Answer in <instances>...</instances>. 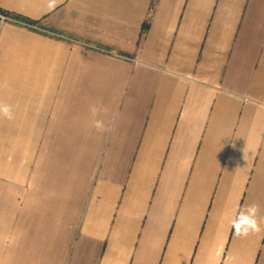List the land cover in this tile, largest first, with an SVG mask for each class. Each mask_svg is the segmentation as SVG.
Returning a JSON list of instances; mask_svg holds the SVG:
<instances>
[{
    "label": "crops",
    "instance_id": "obj_1",
    "mask_svg": "<svg viewBox=\"0 0 264 264\" xmlns=\"http://www.w3.org/2000/svg\"><path fill=\"white\" fill-rule=\"evenodd\" d=\"M0 106V264H264V0H0Z\"/></svg>",
    "mask_w": 264,
    "mask_h": 264
},
{
    "label": "clouds",
    "instance_id": "obj_2",
    "mask_svg": "<svg viewBox=\"0 0 264 264\" xmlns=\"http://www.w3.org/2000/svg\"><path fill=\"white\" fill-rule=\"evenodd\" d=\"M49 7L54 9L56 7V0H49ZM0 112L11 116L10 108L8 106H0ZM259 206L256 204L245 205L244 210L232 221V229L237 237H247L253 233H261L260 223L257 219Z\"/></svg>",
    "mask_w": 264,
    "mask_h": 264
},
{
    "label": "built area",
    "instance_id": "obj_3",
    "mask_svg": "<svg viewBox=\"0 0 264 264\" xmlns=\"http://www.w3.org/2000/svg\"><path fill=\"white\" fill-rule=\"evenodd\" d=\"M3 18H5V19H12V18H9V17H7V16H3ZM14 20V19H13Z\"/></svg>",
    "mask_w": 264,
    "mask_h": 264
},
{
    "label": "rangeland",
    "instance_id": "obj_4",
    "mask_svg": "<svg viewBox=\"0 0 264 264\" xmlns=\"http://www.w3.org/2000/svg\"><path fill=\"white\" fill-rule=\"evenodd\" d=\"M8 17V16H7Z\"/></svg>",
    "mask_w": 264,
    "mask_h": 264
}]
</instances>
